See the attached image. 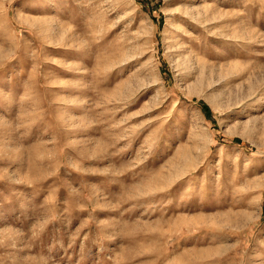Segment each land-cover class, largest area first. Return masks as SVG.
<instances>
[{"label":"rangeland","instance_id":"rangeland-1","mask_svg":"<svg viewBox=\"0 0 264 264\" xmlns=\"http://www.w3.org/2000/svg\"><path fill=\"white\" fill-rule=\"evenodd\" d=\"M0 264H264V0H0Z\"/></svg>","mask_w":264,"mask_h":264},{"label":"bare ground","instance_id":"bare-ground-1","mask_svg":"<svg viewBox=\"0 0 264 264\" xmlns=\"http://www.w3.org/2000/svg\"><path fill=\"white\" fill-rule=\"evenodd\" d=\"M199 63V62H198Z\"/></svg>","mask_w":264,"mask_h":264}]
</instances>
